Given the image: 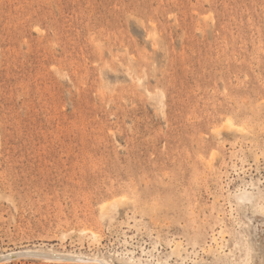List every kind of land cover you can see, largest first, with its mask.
<instances>
[{"label": "rangeland", "instance_id": "374dc122", "mask_svg": "<svg viewBox=\"0 0 264 264\" xmlns=\"http://www.w3.org/2000/svg\"><path fill=\"white\" fill-rule=\"evenodd\" d=\"M26 249L92 260L0 264H264V0H0V254Z\"/></svg>", "mask_w": 264, "mask_h": 264}, {"label": "bare ground", "instance_id": "6f19581e", "mask_svg": "<svg viewBox=\"0 0 264 264\" xmlns=\"http://www.w3.org/2000/svg\"><path fill=\"white\" fill-rule=\"evenodd\" d=\"M231 122V121H230ZM93 236L96 238L97 233L93 231ZM23 256H34L38 258H44L46 260L50 261H59V262H64V261H90L92 258L87 257L82 254H76V253H71V252H57V251H43L39 249H26V250H15V251H9L7 253H2L0 254V262H5L12 260L14 258H19ZM99 258V257H97ZM99 262V259L97 260ZM104 261V260H103Z\"/></svg>", "mask_w": 264, "mask_h": 264}]
</instances>
